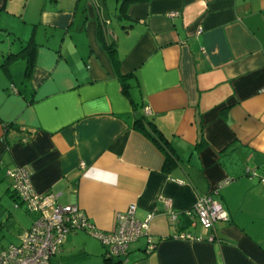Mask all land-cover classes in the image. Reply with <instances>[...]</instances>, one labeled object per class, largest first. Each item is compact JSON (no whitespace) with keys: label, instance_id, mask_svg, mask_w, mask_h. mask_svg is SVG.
Wrapping results in <instances>:
<instances>
[{"label":"crops","instance_id":"obj_1","mask_svg":"<svg viewBox=\"0 0 264 264\" xmlns=\"http://www.w3.org/2000/svg\"><path fill=\"white\" fill-rule=\"evenodd\" d=\"M0 31L2 239L35 217L11 188L24 167L97 230L130 204L152 214L123 256L74 230L51 264H264V0H0ZM139 117L169 141V170ZM205 194L227 212L210 229L185 213Z\"/></svg>","mask_w":264,"mask_h":264},{"label":"built area","instance_id":"obj_2","mask_svg":"<svg viewBox=\"0 0 264 264\" xmlns=\"http://www.w3.org/2000/svg\"><path fill=\"white\" fill-rule=\"evenodd\" d=\"M177 11H171L169 15ZM149 112V107L145 108ZM13 181L11 188L35 217L30 227L20 235L18 244L0 247V264H51L52 257L59 251L65 235L74 230H85L99 239L107 247V255L120 257L127 253L129 244L148 229L152 214L140 221L135 216V204H130L115 216V226L108 231L97 230L85 212L76 204H61L55 193H37L33 190L29 173L24 167L8 170ZM264 183V178L261 179ZM164 209L172 220L177 213L169 198L162 199ZM187 215H195L199 224L210 229L217 221L226 220L227 212L211 194L199 196ZM180 239L200 240L190 234L180 233Z\"/></svg>","mask_w":264,"mask_h":264},{"label":"trees","instance_id":"obj_3","mask_svg":"<svg viewBox=\"0 0 264 264\" xmlns=\"http://www.w3.org/2000/svg\"><path fill=\"white\" fill-rule=\"evenodd\" d=\"M111 44L112 42L109 45ZM31 67H32V62H28L26 66V75H29ZM122 78H124V76H122ZM122 86H123V90L127 91V87H128L127 83L123 82ZM151 124H152L151 122L145 121L144 117L136 118L134 121V127L143 131L157 146H159L164 151L165 161L163 168L165 170H169L170 168H172L173 165L176 164V157L166 137H164V135L155 126H152ZM105 251H107V247ZM104 257L106 261H109L112 258H114L108 256L107 252H104Z\"/></svg>","mask_w":264,"mask_h":264},{"label":"rangeland","instance_id":"obj_4","mask_svg":"<svg viewBox=\"0 0 264 264\" xmlns=\"http://www.w3.org/2000/svg\"><path fill=\"white\" fill-rule=\"evenodd\" d=\"M1 32H3V31H0V39L2 38V33ZM4 33V32H3ZM1 43H4V40H0V44ZM18 211L21 213V215L23 216V219L26 221V222H31V217H30V215L32 216V214L31 213H29L30 215H28L27 213H25L24 211H22V209H18ZM30 227V226H29ZM3 237H1L0 236V243L1 244H4V245H7V244H9L8 243V241H6V240H4V239H2ZM3 240V241H2Z\"/></svg>","mask_w":264,"mask_h":264},{"label":"clouds","instance_id":"obj_5","mask_svg":"<svg viewBox=\"0 0 264 264\" xmlns=\"http://www.w3.org/2000/svg\"><path fill=\"white\" fill-rule=\"evenodd\" d=\"M88 174H86L87 176ZM108 175H110L112 177V181L113 183H115L118 180V177L116 176L115 173H109ZM97 179H99V177H97Z\"/></svg>","mask_w":264,"mask_h":264}]
</instances>
